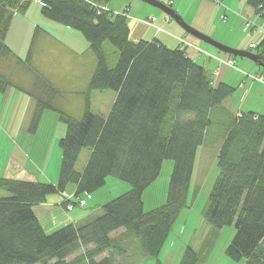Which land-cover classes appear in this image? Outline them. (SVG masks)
Returning <instances> with one entry per match:
<instances>
[{
  "label": "trees",
  "instance_id": "16d2710c",
  "mask_svg": "<svg viewBox=\"0 0 264 264\" xmlns=\"http://www.w3.org/2000/svg\"><path fill=\"white\" fill-rule=\"evenodd\" d=\"M32 1L41 3L42 16L79 31L96 56L78 117L56 104L61 91L30 64L31 48L21 59L5 42L14 14L25 13ZM246 3L264 17V0ZM104 41L118 52L113 65L107 62ZM263 46L264 39L257 44L262 59ZM8 57L32 74L30 85L20 87L35 101L28 130L37 129L48 109L57 113L65 132L58 140L57 182L0 176V189L7 192L0 196V264H114L117 256L134 252L110 237L120 228L138 238L140 254L163 264L159 253L179 213L189 206L196 152L212 124L211 112L219 110L235 88L226 82L213 85L203 65L180 45L169 48L157 39L131 40L125 13L94 0H0V59ZM10 85L8 76L0 73V92ZM94 89L115 92L106 115L90 109L89 94ZM230 117L216 154L218 173L203 217L213 232L234 225L225 249L229 258L264 264V114L247 111ZM84 149L89 156L78 169ZM165 160L172 161V169L164 202L144 210L142 193L159 176ZM108 177L127 182L129 189L101 204V212L88 220L44 230L34 205L50 194L63 193L71 183L74 193L63 202L69 209L68 202L72 207L79 204L71 200L73 196L79 199L86 193L88 198ZM197 191L194 188L193 196ZM209 246L208 242L198 249L187 245L178 264H205Z\"/></svg>",
  "mask_w": 264,
  "mask_h": 264
},
{
  "label": "rangeland",
  "instance_id": "374dc122",
  "mask_svg": "<svg viewBox=\"0 0 264 264\" xmlns=\"http://www.w3.org/2000/svg\"><path fill=\"white\" fill-rule=\"evenodd\" d=\"M97 1L108 4L109 10L114 12L123 11L125 6L124 0ZM144 5L157 13L162 12L150 4L144 3ZM40 6V2L32 1L25 13L16 12L5 42L21 59L26 58L31 48L30 64L61 91L56 104L67 113L78 117L84 107V92L96 66V56L79 31L42 16ZM201 44L216 51L213 46L203 41ZM102 48L108 64L113 65L118 55L116 48L108 41L102 43ZM220 53L224 54L221 51ZM0 73L8 76L12 83L4 93L0 92V176L32 181H50L48 178L53 176L54 181L50 182H57L61 158L58 140L64 135L65 125L59 120L56 112L46 109L42 113L37 129L34 132L29 131L28 125L35 101L20 87L30 85L32 74L16 64L11 57L0 59ZM114 97L115 92L111 89H94L89 94L90 109L106 115ZM228 117L220 109L211 112L212 124L205 134L203 144L198 147L195 157L188 197L189 206L182 209L172 225L169 237L161 250L162 254L159 256L163 264H178L187 245L198 249L203 242L210 244L205 264H246L244 260H232L225 252L235 232L234 225L224 226L213 232L212 227L203 217L209 191L218 173L216 157L213 155L224 133ZM22 121L26 125L22 126ZM9 157L13 161L9 160ZM171 169L172 161L165 160L155 185L158 196L162 189L166 194ZM42 172L46 177L42 175ZM196 180L201 181L198 186L195 185ZM194 187H198V191L193 196ZM128 189L127 182L108 177L102 187L90 194V196L94 194L97 201H91L86 197V193H81L80 197L88 201L90 207L86 209L88 212H94L97 209L100 213L101 204ZM4 195H7V192L0 189V196ZM71 200L76 202L77 199L73 196ZM64 206L59 204V209L63 213L59 210L55 213L58 224H61L59 226L65 224L62 220L67 216L66 213L71 212ZM77 207V205L74 206V209ZM145 207H148L147 202ZM43 225L46 230L50 228L47 224L43 223ZM55 228L53 227L52 230ZM169 242L174 244L171 247L173 254L165 258ZM136 243L139 247V240ZM139 250L140 248L138 252L133 253V256L124 254L117 256L114 264L152 263L151 260L148 262L145 257L139 255Z\"/></svg>",
  "mask_w": 264,
  "mask_h": 264
},
{
  "label": "crops",
  "instance_id": "0c3cea01",
  "mask_svg": "<svg viewBox=\"0 0 264 264\" xmlns=\"http://www.w3.org/2000/svg\"><path fill=\"white\" fill-rule=\"evenodd\" d=\"M94 1L98 5L109 9L108 4H102L97 0ZM161 1L172 8L184 22L199 30L200 32L208 35L209 37H213L214 40L216 39V41L218 40V42L220 41V43H223L229 47L249 51L250 43L254 42L256 44H259L264 39V17L257 14L254 9L246 3V0ZM144 3L145 2L141 0H124L125 6L123 11L121 12H124L127 17L129 38L131 40L137 41L140 39H157L169 48H175L180 45V47L184 48L186 54L190 58L203 65L207 75L210 76L213 85H217L219 82H226L229 85L233 86L235 88L233 94L227 100H225L222 107L219 108L222 112L229 116L226 122V126L231 120L230 116H233L238 112L252 111L264 114V84L261 82H257L251 77L253 74L259 73L261 71L262 66L259 63L247 57L240 56L235 57L233 59V64L231 65H227L221 62L220 59H225L228 57V55L218 52L215 47L214 48L216 49V51H212L211 49L203 46L201 44V40L199 41L198 38L187 33L169 15H166L164 12L157 13L156 11H154V9L146 7ZM151 17H155L152 22ZM245 18H249L253 21L252 29H249L247 31L242 30V25ZM158 27L160 29H158ZM262 48L264 49V46L259 49V52L260 50H262ZM199 60H201V62ZM21 125L24 126L26 124L22 121ZM221 141L222 140L218 142V146L216 147L213 157H216ZM89 152L90 151L88 149L86 151H81L77 162L78 169H82L85 165V162L89 156ZM8 159L13 161L11 157H9ZM42 175L45 176L43 172ZM48 179H50V181H54L53 176ZM157 180L158 177L148 187H146L142 193L144 210L152 209L164 202L165 190L163 192L162 189L161 194L159 196L157 195V187H155ZM200 182L201 181L196 180L195 185L198 186V183ZM74 190L75 186L73 184L67 185L63 193L56 192L53 193L54 195H48L45 202L33 206V210L46 232L53 231V227H60L59 225L61 224H58L59 222L56 218L55 213L58 210L61 211L59 209V204L64 206L63 202L65 198H67V196L69 195H72L74 193ZM88 198H90L91 201H97L94 194L93 196H89ZM146 202L148 203L147 208L145 207ZM76 205L78 207L74 209V206ZM74 206L71 209H66V207L64 206L66 210L71 212L66 213L67 216L64 217L62 223H78L88 220L99 213V210L97 209L94 212H88L86 210L90 208L87 200L85 201L84 205L75 203ZM61 213L63 212L61 211ZM43 223L47 224V226H49L50 228L46 230ZM110 237L116 238L117 240H119V242L126 243L130 250H134V252L132 253H136L139 249L138 244L136 243L138 241V238L132 234L125 233L123 228L110 233ZM134 242L135 244H133ZM173 245V243H170L168 245L165 252V258L172 256L173 250L171 247H173ZM92 246L93 245L90 244L87 247L82 248L81 250L76 252V254L69 256L67 260L73 258L78 253L84 252L86 249H89ZM161 254L162 253L160 251L159 256ZM124 255H129V253H124ZM101 256L103 255H100V257ZM142 256L145 257L148 262L151 260L152 263L150 262V264H154L153 258L150 259V257H147L145 255ZM159 259L161 260V258Z\"/></svg>",
  "mask_w": 264,
  "mask_h": 264
},
{
  "label": "water",
  "instance_id": "95a60500",
  "mask_svg": "<svg viewBox=\"0 0 264 264\" xmlns=\"http://www.w3.org/2000/svg\"><path fill=\"white\" fill-rule=\"evenodd\" d=\"M141 1L159 8L162 12H164L165 14L169 15L172 19H174L187 33L195 36L201 41L215 47L216 49L224 53H228L234 56L247 57L259 63L262 67H264V60L260 58L257 54L252 53L251 51H248V50L232 48V47H229L223 43H220L214 40L213 38L209 37L208 35L200 32L199 30L195 29L194 27L184 22L181 19V17L172 8L160 2L159 0H141Z\"/></svg>",
  "mask_w": 264,
  "mask_h": 264
},
{
  "label": "built area",
  "instance_id": "2783aa9c",
  "mask_svg": "<svg viewBox=\"0 0 264 264\" xmlns=\"http://www.w3.org/2000/svg\"><path fill=\"white\" fill-rule=\"evenodd\" d=\"M215 1H217V0H215ZM168 17V16H167ZM155 19V17H151V22L153 21ZM252 26H253V21L251 20V19H249V18H245L244 19V23H243V25H242V30L243 31H247V30H249V29H252ZM158 29H160L159 27H158ZM249 48H250V50L254 53L255 52V54H257L258 52H257V44L256 43H254V42H252V43H250L249 44ZM233 57H227V58H225V60H223V59H220V61L221 62H224L225 64H227V65H231V64H233ZM264 60V59H263ZM254 80H256L257 82H261V83H263L264 84V67H262L261 68V71L259 72V73H255V74H253L252 76H251ZM69 201V200H68ZM77 201H78V203L79 204H84L85 203V200L84 199H82V198H79V199H77ZM72 207V205H71V203H67V208H71Z\"/></svg>",
  "mask_w": 264,
  "mask_h": 264
}]
</instances>
